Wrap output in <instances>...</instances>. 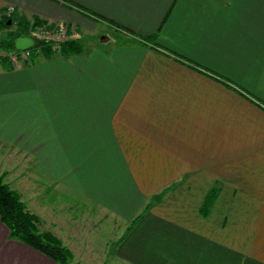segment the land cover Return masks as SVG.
I'll return each instance as SVG.
<instances>
[{
    "label": "crops",
    "instance_id": "1",
    "mask_svg": "<svg viewBox=\"0 0 264 264\" xmlns=\"http://www.w3.org/2000/svg\"><path fill=\"white\" fill-rule=\"evenodd\" d=\"M11 8L84 35L77 55L0 65V147L29 159L45 230L74 248V199L110 245L82 264H264V0H0V18ZM0 264L56 263L0 219Z\"/></svg>",
    "mask_w": 264,
    "mask_h": 264
},
{
    "label": "trees",
    "instance_id": "2",
    "mask_svg": "<svg viewBox=\"0 0 264 264\" xmlns=\"http://www.w3.org/2000/svg\"><path fill=\"white\" fill-rule=\"evenodd\" d=\"M1 19L4 22H1L0 20V28L5 26L6 28L12 29L16 26V29L8 34L7 39L0 43V50L5 52V55L0 56V65L5 70L9 71L14 68L10 61V57L11 54L17 51L15 48L16 40L21 37L31 36L32 28L44 26L46 24L37 19L31 21L17 15H12L10 17L5 16ZM9 22H11V24H9ZM145 38H147V40L153 41L151 38H156V36ZM40 43V47H43V56H47V58L50 55L52 56L53 52L51 46H47L46 44L48 43L45 41H40ZM82 49L83 46L79 43L77 44L73 40L67 41L62 44L60 55L63 57L77 55L81 53ZM34 58H36L35 55L32 59V62ZM219 189V187L215 188L208 194L201 210L204 217L208 216L213 203L218 197L220 191ZM34 217L35 216H31L29 213L24 211V207L19 201L18 194L12 191L8 185L3 184V182L0 180V219L9 230V238L11 240L21 242L28 247L40 252L56 264H70L69 262L71 255L69 250L63 245L59 238L55 237L51 233H40L37 227L38 224H36L38 218L36 219Z\"/></svg>",
    "mask_w": 264,
    "mask_h": 264
},
{
    "label": "rangeland",
    "instance_id": "3",
    "mask_svg": "<svg viewBox=\"0 0 264 264\" xmlns=\"http://www.w3.org/2000/svg\"><path fill=\"white\" fill-rule=\"evenodd\" d=\"M5 16L10 17L7 14ZM0 20H1V22L3 21L1 18H0ZM9 24H11V22H9ZM55 24H68L70 26V30H69V38L67 41H72V39H71V38H73L72 33H74V32L76 33V30H72V28H71L72 25H70L69 23H55ZM99 27L97 28V30L94 34L90 35L91 37L86 39V42H99V41H101V38L104 37L105 34L103 33V29L99 28ZM15 29H16V26L13 27L12 29L6 28L5 26L3 28H0V43L3 42L4 40H6L8 37V34L11 31H14ZM83 36L84 35H82V36L79 35V36H77L76 39L74 38L75 40L73 39V41L76 42L77 44L78 43L83 44L84 43V40H82L84 38ZM40 41H42V40H40ZM46 45L51 46V44H49V43ZM42 48L43 47H38L36 49H33L32 50L33 56L35 55L37 57L36 54L38 52L42 53ZM3 55H5V52L0 50V56H3ZM10 61H11V57H10ZM21 62H28V61H20V63ZM30 62H32V60ZM33 62H34V60H33ZM11 63H12V61H11ZM12 65L14 66L13 63H12ZM2 94H3V96L4 95L8 96V93H2ZM0 107H3V106L0 105ZM0 154H2L3 157L5 158V160H3V162L0 163V180L3 182V184L8 185V187L12 191H14L15 193L18 194L19 201L22 204V206L24 207V211L26 213H29L31 216H35L34 218H36V219L38 218L37 219L38 221L36 224H38L37 227L39 229V232L40 233L47 232L45 230V228H46V225L48 223V220H46L45 217L42 218L40 215H38V213H41L44 210L37 208L36 195L32 194V191H31L32 190V183L35 181V179L32 178L31 163H29V159L26 161L21 160V159L15 160L13 152L11 150H9V147L3 148L1 146L0 147ZM3 169H4V172H3L4 174H2ZM42 190L45 193V189L42 188ZM74 202L76 203V201H74V199L69 200L68 205H66V212L72 219L77 220L79 223H81V221H83L82 222L83 226L81 227L83 230L81 232H78V236H76V238L74 236H72L75 239L74 248H73L71 242H69L71 244V247L68 246L71 250L65 246L69 250L70 255H71L69 263L70 264H82L81 262L87 261V260L95 263L98 260L97 259L99 257L98 254L99 255L104 254L103 250L107 247H108V250L110 249V247H109L110 245L107 246L108 241L104 240V239L108 238V235L106 234L108 231H106V227L104 224L105 221L103 220V221H101V223L99 221H97V223L92 222V225H91V222L87 223L88 220L84 221L83 217L80 216L83 213V211H81L82 210L81 205L79 207L80 210L78 211V208L73 206ZM87 213L85 214V217H87ZM92 214H93V216L97 217V214L95 215L93 212H92ZM89 220L94 221L95 219L91 218ZM85 231H86V233H91L93 236L96 237L95 239H93V242H86L84 240L83 235L81 233L85 232ZM64 232L66 234H61L59 232L58 227H57L56 233L63 235L65 242H68L69 235L67 234V230L65 229ZM49 233H51L52 235L55 234L52 230H50ZM114 235L117 236L116 234H114ZM114 235H113V237H114ZM110 242L112 243L113 240H111ZM64 244L67 245L66 243H64ZM108 253H110V251ZM102 262H104V264H107L105 262V259H103ZM93 263H89V264H93Z\"/></svg>",
    "mask_w": 264,
    "mask_h": 264
},
{
    "label": "built area",
    "instance_id": "4",
    "mask_svg": "<svg viewBox=\"0 0 264 264\" xmlns=\"http://www.w3.org/2000/svg\"><path fill=\"white\" fill-rule=\"evenodd\" d=\"M13 13L14 9L11 8L8 11V15L12 16ZM69 30L70 26L68 24H50L45 26H37L31 29V37L51 44V49L53 52H60L61 45L67 42L69 38ZM33 57L34 56L32 50L16 51L11 55V61L14 65H16L20 63V61L29 62L33 59Z\"/></svg>",
    "mask_w": 264,
    "mask_h": 264
},
{
    "label": "water",
    "instance_id": "5",
    "mask_svg": "<svg viewBox=\"0 0 264 264\" xmlns=\"http://www.w3.org/2000/svg\"><path fill=\"white\" fill-rule=\"evenodd\" d=\"M40 46V40L31 36L18 38L15 42V48L17 51H29Z\"/></svg>",
    "mask_w": 264,
    "mask_h": 264
}]
</instances>
